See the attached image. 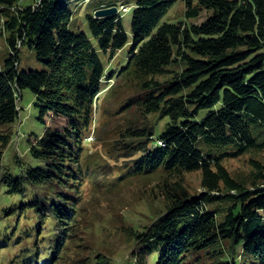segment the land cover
<instances>
[{
	"label": "trees",
	"instance_id": "trees-1",
	"mask_svg": "<svg viewBox=\"0 0 264 264\" xmlns=\"http://www.w3.org/2000/svg\"><path fill=\"white\" fill-rule=\"evenodd\" d=\"M23 1L0 0L10 49L0 68V247L20 250L7 264H113L104 255L71 262L67 250L93 171L85 143L95 103L114 77L130 91L120 109L165 120L159 130L127 125L113 143L129 160L119 177L156 176L164 200L163 211L134 230L128 264H264V161L251 160L248 182L223 164L264 151V0H182L187 20L179 22L162 21L176 0H134L129 32L119 13L128 7L109 1L86 15L92 38L70 29V0ZM113 7L118 12L95 16ZM204 10L201 22L188 23ZM22 45L45 68L19 69ZM127 45L125 64L107 74L102 56ZM24 89L39 122L61 125L29 137L26 158L6 166ZM194 171L197 194L184 181ZM207 197L222 201L221 221Z\"/></svg>",
	"mask_w": 264,
	"mask_h": 264
},
{
	"label": "rangeland",
	"instance_id": "rangeland-1",
	"mask_svg": "<svg viewBox=\"0 0 264 264\" xmlns=\"http://www.w3.org/2000/svg\"><path fill=\"white\" fill-rule=\"evenodd\" d=\"M109 1L117 3L118 6L124 4L128 7L119 13L122 14L125 30L129 32L134 0H70L69 6L73 11L70 29H81L92 38L86 15L92 13L100 4ZM31 2L32 0H24L23 4ZM184 10V2L176 0L162 21L187 20ZM206 15L207 12L204 10L200 17L188 19V23H199ZM9 51L6 34L0 32V68L3 67ZM127 51L128 45L112 57L102 56L107 74L117 72L125 64ZM18 55L19 69L45 68L44 64L36 59L34 52L25 45L19 47ZM119 82L114 77L105 83L95 103L92 134L85 143L86 155L89 156L93 171L81 186L82 199L75 221V234L67 250L71 262L79 260L90 262L104 255L113 264L130 263L132 252L136 250L134 230L150 223L164 209L163 197L155 187L158 181L156 176L128 175L129 179L126 180L119 177L129 162L127 157H122L121 150H115L113 147L115 140L121 138L118 137L120 131L130 124L135 126L146 124L159 130L165 122L155 115L147 116L144 121L134 108L128 111L120 109L126 93L130 91ZM33 100L34 95L29 89L21 91L18 118L11 126L13 139L3 153L2 164L6 166L14 156L21 160L26 158L29 137L35 140L34 136H40L47 127L53 129L54 126L61 125V120L49 117L45 120L46 124L39 122L38 110L32 105ZM252 159L263 162L264 151H251L236 158L225 159L223 164L234 178L248 182L251 177ZM184 181L190 193L197 194L202 190L200 171L185 173ZM5 203L0 196V210ZM222 204L220 200L207 197L206 205L208 209L215 211L218 221H221L225 214ZM19 251L18 247L10 249L0 247V264L9 263V259Z\"/></svg>",
	"mask_w": 264,
	"mask_h": 264
},
{
	"label": "water",
	"instance_id": "water-1",
	"mask_svg": "<svg viewBox=\"0 0 264 264\" xmlns=\"http://www.w3.org/2000/svg\"><path fill=\"white\" fill-rule=\"evenodd\" d=\"M116 11H117L116 7L109 8V9H102V10L97 11L95 13V16H107V15L115 13Z\"/></svg>",
	"mask_w": 264,
	"mask_h": 264
},
{
	"label": "built area",
	"instance_id": "built-area-1",
	"mask_svg": "<svg viewBox=\"0 0 264 264\" xmlns=\"http://www.w3.org/2000/svg\"><path fill=\"white\" fill-rule=\"evenodd\" d=\"M125 9V8H124Z\"/></svg>",
	"mask_w": 264,
	"mask_h": 264
}]
</instances>
